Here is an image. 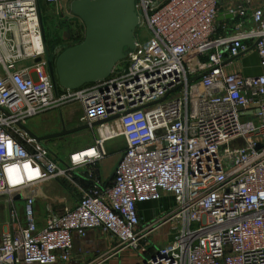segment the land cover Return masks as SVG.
<instances>
[{
	"label": "built area",
	"instance_id": "2783aa9c",
	"mask_svg": "<svg viewBox=\"0 0 264 264\" xmlns=\"http://www.w3.org/2000/svg\"><path fill=\"white\" fill-rule=\"evenodd\" d=\"M40 1L60 0H0V200L8 208L0 264L67 263L74 235L92 229L117 242L84 264H121L112 258L126 249L148 255L138 264H264V74L230 70L251 50L264 64V9L250 0L229 8L237 20L223 31L216 19L226 0H136L138 28L156 46L137 40L108 78L69 90L47 68ZM73 103L79 124L96 133L61 160L21 126ZM114 139L125 146L111 185L94 176L82 188L78 172L88 174ZM57 180L80 197L59 213L47 204L38 226L36 202ZM164 194L172 208L141 224L138 204ZM166 224L170 240L153 245Z\"/></svg>",
	"mask_w": 264,
	"mask_h": 264
},
{
	"label": "water",
	"instance_id": "95a60500",
	"mask_svg": "<svg viewBox=\"0 0 264 264\" xmlns=\"http://www.w3.org/2000/svg\"><path fill=\"white\" fill-rule=\"evenodd\" d=\"M38 6L47 68L53 82L64 89L75 90L85 84L105 80L135 48L139 24L136 0H71L68 10L82 21L84 36L81 41L64 48L56 57L48 46ZM97 124L93 123L92 127ZM21 127L41 143L90 128L88 125L66 128L62 122L61 131L39 136L27 127ZM114 171L115 168L111 176ZM15 199H21V195L17 194Z\"/></svg>",
	"mask_w": 264,
	"mask_h": 264
},
{
	"label": "crops",
	"instance_id": "0c3cea01",
	"mask_svg": "<svg viewBox=\"0 0 264 264\" xmlns=\"http://www.w3.org/2000/svg\"><path fill=\"white\" fill-rule=\"evenodd\" d=\"M244 3H245L244 0H226L225 2L220 3V12L216 19V24L220 30L226 31L231 29L232 24L237 20L236 18L228 14L227 12L228 9L231 7L234 8L239 7ZM250 7L251 8L260 7L264 9V0H250ZM80 40L81 37L76 38L75 41H72L71 35L68 34L65 37L64 48L73 45L79 42ZM57 46L55 45L52 49V55L54 57H56L62 51L60 50L58 52ZM230 70L238 71L244 75H260V74H264V64H262L261 59L257 54V52L251 50L235 58L230 65ZM56 113L57 112H50L47 113L44 117L54 116L56 115ZM81 114H82V109H81ZM81 114L78 116V118L81 116ZM64 115L66 116L65 120H64V116L61 119H59L61 129H62V122H64L66 128H67L66 123L67 124L69 123L74 127L80 126L79 120L73 118L74 116L73 114H72L73 116L68 114H64ZM32 132L38 135L36 132L34 131ZM90 144H87L85 146H88ZM45 145L47 146V144ZM124 146H125L124 140L120 139V142L115 150V152L117 153V156L114 157L115 160L113 162L110 161V163L105 164L104 167H101L102 166L101 164L103 162L104 163L107 162L106 158L109 154L108 152L107 155L102 160L96 163L95 167L91 169L90 172H87L88 174H86L85 169L80 170L78 173H80L79 175L81 176L79 175L77 176L76 178L77 183L82 188H87L91 183V179L89 177L93 178L94 176H97L102 181L104 186L111 185L113 179V176H111V174L115 168L116 163L120 158L121 150L124 148ZM83 147H79V148H83ZM63 183L68 185L71 188V190L69 189L70 191L68 192L64 191V189L66 188L61 186ZM53 184H55L56 187L59 186L60 190L53 188ZM43 190L45 192L46 197H42L38 199L36 202V220L38 226H43L45 224V217L47 212L46 208H44L43 212H41L40 208L38 207L40 202L43 203L44 201V207H46L47 204H50L53 208V211L55 213H59L62 211L64 206H68V207L75 206V204L77 203L80 197L79 191L64 180L50 181L43 187ZM164 196L167 197L165 198L164 201H161L163 199L162 198L158 201L141 202L138 204V215L141 224H145L153 221L154 219L165 214L172 208V206L174 205V200L172 196L168 194H164L162 197ZM169 197H171L172 206L169 205V201H168ZM3 207L7 208V206L5 205H3ZM17 209L19 212L20 219L23 221L24 219L23 202L21 200H19L17 203ZM7 219L8 216L6 217V220L3 223V225L2 226L0 225V236L4 227L6 226ZM151 239L153 242L155 241L158 245H163L170 240L169 231H166L165 234L161 233L160 235H154L152 236ZM116 242L117 241L115 240L114 237H112L109 233L104 232L100 229H92L88 231L87 235L84 238L74 235L73 249L71 252V258L69 262L67 263L57 262L55 264H84L98 255L108 254L110 250L116 245ZM124 253L125 251L121 252L119 255L114 256L112 260L119 261L121 264H138L140 262V260H138L137 258H135V261L130 260L129 257Z\"/></svg>",
	"mask_w": 264,
	"mask_h": 264
},
{
	"label": "rangeland",
	"instance_id": "374dc122",
	"mask_svg": "<svg viewBox=\"0 0 264 264\" xmlns=\"http://www.w3.org/2000/svg\"><path fill=\"white\" fill-rule=\"evenodd\" d=\"M71 0H60L57 5L48 4L44 1H40V12L43 19V25L45 29L46 39L48 42V46L50 47L51 53L53 47L56 45L58 48V52L60 50H63L65 47V27L63 26V22L67 23V29L69 31V34L71 35V40L75 41L76 38L81 37V39L84 36V25L82 21L75 16H73L69 10H68V4ZM164 0H158L156 5L159 4ZM68 35V34H67ZM136 38L139 42L144 43L146 47L153 48L156 46V43L154 42L151 33L147 31L145 27H139L136 32ZM72 115L73 118L79 119L78 116L81 114V106L78 103H73L67 107H64L61 110V113L57 112L54 116H47L44 117L46 114L36 116L34 118H31L28 120L26 127L34 132H36L39 136H45L51 133H55L58 131H61L60 128V120L65 115ZM61 115V116H60ZM44 117V118H43ZM67 128H73L74 126L71 124H67ZM95 130L93 129H83L78 132H74L71 134H67L61 137L49 139L48 141H44V144H47L49 150L58 158L61 160H65L69 153L72 151L80 149L79 147H83L87 144H90L94 140L95 136ZM120 142V139H114L111 141H108L105 144V148L107 152L109 153L106 160L107 162H103L101 167H104L105 164L110 163V161H114L117 156V153L115 152L118 144ZM121 149V148H120ZM62 187L66 188L64 191H70L71 188L66 185L62 184ZM58 187V188H57ZM53 184V188L59 189V186ZM70 189V190H69ZM163 198V199H162ZM161 201H164L167 197H162ZM169 205L172 206L171 197L168 198ZM18 203V202H17ZM16 203V204H17ZM3 201L0 200V225L2 226L3 223L6 220V217L8 216V209L4 208ZM6 206V205H5ZM43 212L44 208V201L43 203L40 202L38 206ZM170 227L169 224L163 225L157 230V235H160L161 233L165 234L166 231H169ZM153 245L157 246V243L154 241H151ZM125 255L129 257L130 260L135 261V258L138 260L146 259L148 255L144 254H138L136 252H133L130 249L125 250Z\"/></svg>",
	"mask_w": 264,
	"mask_h": 264
},
{
	"label": "flooded vegetation",
	"instance_id": "af4514ba",
	"mask_svg": "<svg viewBox=\"0 0 264 264\" xmlns=\"http://www.w3.org/2000/svg\"><path fill=\"white\" fill-rule=\"evenodd\" d=\"M63 26L66 28L65 30V35H67V32H68V34H69V31H68V29H67V23L66 22H63Z\"/></svg>",
	"mask_w": 264,
	"mask_h": 264
},
{
	"label": "trees",
	"instance_id": "16d2710c",
	"mask_svg": "<svg viewBox=\"0 0 264 264\" xmlns=\"http://www.w3.org/2000/svg\"><path fill=\"white\" fill-rule=\"evenodd\" d=\"M81 41V40H80Z\"/></svg>",
	"mask_w": 264,
	"mask_h": 264
}]
</instances>
